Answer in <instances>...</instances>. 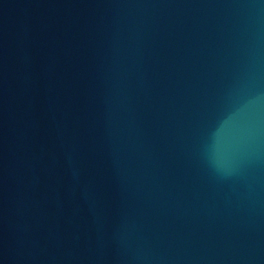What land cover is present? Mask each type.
<instances>
[{"label": "water", "instance_id": "obj_1", "mask_svg": "<svg viewBox=\"0 0 264 264\" xmlns=\"http://www.w3.org/2000/svg\"><path fill=\"white\" fill-rule=\"evenodd\" d=\"M0 264H264V0H0Z\"/></svg>", "mask_w": 264, "mask_h": 264}]
</instances>
